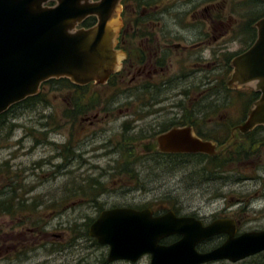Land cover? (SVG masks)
<instances>
[{
    "label": "flooded vegetation",
    "instance_id": "flooded-vegetation-1",
    "mask_svg": "<svg viewBox=\"0 0 264 264\" xmlns=\"http://www.w3.org/2000/svg\"><path fill=\"white\" fill-rule=\"evenodd\" d=\"M119 7L114 64L106 79L86 86L64 79L66 167L74 162L81 169L88 167L76 178L72 176L78 168L68 172L66 209L72 211L68 229H83L84 237L71 241L56 233V227L51 235L37 228L46 241L39 244L37 238L9 235L6 230L0 238V264H39V251L50 258L64 255L65 264L71 259L87 264L90 256H98V264L143 260L150 264V255L135 263H110L109 247L89 237L99 217L111 211L153 218L173 213L177 219H194L203 227L231 220L236 237L248 233L240 231L237 213L248 211L240 199L227 203L221 189L211 193L205 198L210 197L206 206L220 205L216 203L220 200L222 205L207 214L195 204L194 196L189 203L181 197L173 201V195L155 194V184L179 176L182 183L190 182L187 189L198 191L201 184L239 176L244 161L260 164L264 159V126L243 129L259 93L253 85L234 80V62L257 40L256 24L248 28V16L258 7L248 0H122ZM175 133L181 135L172 137ZM184 139L208 144L214 154L176 151L187 147L180 144ZM218 165H224L223 170ZM3 195L0 218L11 224L23 219L25 201H17L11 189ZM30 209L36 210L37 204ZM260 231L264 230L250 232ZM180 240L173 235L158 245ZM211 240L223 244L227 236L205 242ZM81 251L86 256L78 254L75 260Z\"/></svg>",
    "mask_w": 264,
    "mask_h": 264
},
{
    "label": "water",
    "instance_id": "water-1",
    "mask_svg": "<svg viewBox=\"0 0 264 264\" xmlns=\"http://www.w3.org/2000/svg\"><path fill=\"white\" fill-rule=\"evenodd\" d=\"M121 1L0 0V115L37 96L49 80L71 79L77 86H86L106 79L114 64L113 45L119 28L111 21ZM49 3L54 6L48 7ZM91 17L96 19L93 27L78 29ZM255 28V44L234 62V80L253 85L259 93L244 131L264 126V18ZM177 135L181 134L172 137ZM180 144L187 147L176 151L214 154L212 146L199 141L184 139ZM173 235L181 240L158 245ZM219 235L227 236L225 243L205 253L197 250ZM89 237L109 247L110 263H135L150 255V264H237L264 253V231L236 237L231 220L203 227L194 219H177L173 213L153 218L145 213L105 212L89 229Z\"/></svg>",
    "mask_w": 264,
    "mask_h": 264
},
{
    "label": "rangeland",
    "instance_id": "rangeland-1",
    "mask_svg": "<svg viewBox=\"0 0 264 264\" xmlns=\"http://www.w3.org/2000/svg\"><path fill=\"white\" fill-rule=\"evenodd\" d=\"M120 14L121 7L113 16L111 23L118 22ZM38 96L41 98L34 108H20L14 111L13 117L11 114L8 115L5 121L9 122L7 124H11L12 127L6 126L0 132V199L5 198L6 196L3 194L11 189L15 192L17 201H25L23 219L13 221L14 223L11 224V220L0 218V238L8 230L9 235L21 234L25 239L37 238L39 244H44L46 241L41 239L42 234L37 231V228L51 235L52 232H55L56 227V233L63 234L64 238H70L73 241L76 238L84 237V230L68 229V220L72 213L66 209L68 172H70V168L71 171L78 168V171L72 176L76 178L81 173L85 174L88 167L81 169V166L75 162L66 167L63 157V146L66 139L64 128L65 89L56 91L53 85L46 86L39 90ZM261 160L260 164L256 160L244 161L238 171L239 176H233L229 181L223 180L222 177V180L212 181L209 185L201 184L198 191L187 189V184L190 182L187 180L182 183L179 176L165 178L160 180L159 184H155V194L173 195V201L181 197V200L186 203H189V198L194 196L195 204L203 208L207 214H211L221 207L222 201L216 202L220 205L206 206L210 197L206 200L205 198L211 193H220L221 189L227 203H230V199L234 198L240 199L248 206V211L237 213L240 214V231L242 233L264 230V159ZM247 162L250 163L246 164ZM238 179L243 181L238 182ZM207 187L208 191H206ZM35 203L37 209H30V205H35ZM38 220L44 225V228ZM82 240L78 239L77 242ZM81 244L83 245V243ZM221 244L218 240H211L201 244L199 248L211 249ZM87 251L90 254L91 250L88 249V246ZM82 252L76 253L75 260L80 256H86L87 252ZM66 259L67 257L64 255L50 258L39 251V259L36 263L41 264L45 260H49L51 264H65ZM100 260L98 256H90L86 262L87 264H98ZM67 264L77 263L71 259L67 261ZM138 264H148V262L143 260ZM237 264H264V253Z\"/></svg>",
    "mask_w": 264,
    "mask_h": 264
},
{
    "label": "trees",
    "instance_id": "trees-1",
    "mask_svg": "<svg viewBox=\"0 0 264 264\" xmlns=\"http://www.w3.org/2000/svg\"><path fill=\"white\" fill-rule=\"evenodd\" d=\"M97 1V0H96ZM249 4H254L256 5L258 8L255 10V13H252L251 15L248 16V28H254V25L262 18H264V1L262 2H255L253 0H248ZM47 6L52 7L54 6V3H49ZM96 24V19L91 17L86 19L80 26L79 28H85V29H89L91 27H93ZM53 85L56 91H60L61 89H66L67 86V82L64 79H60V80H50L44 84L41 85L40 89H44L46 86H50ZM39 95V94H38ZM34 96L31 98L26 99L25 101L16 104L14 106H12L7 112H5L4 114L0 115V132L1 130L4 129V127L9 126V128H11L12 126H10L11 124H7L9 122L6 123L5 119L8 115H14V111L18 110L20 108L23 109H32L35 107L36 104H38L39 99L41 98L40 96ZM63 153V152H62ZM62 155V154H61ZM64 157V155H63ZM216 167H219V171L223 170L224 165H218ZM1 200V199H0ZM2 203L0 202V205ZM214 248H209V249H203V248H198V251L201 253H205L208 251H211Z\"/></svg>",
    "mask_w": 264,
    "mask_h": 264
}]
</instances>
